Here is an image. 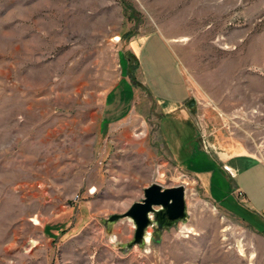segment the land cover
Listing matches in <instances>:
<instances>
[{
	"label": "rangeland",
	"instance_id": "374dc122",
	"mask_svg": "<svg viewBox=\"0 0 264 264\" xmlns=\"http://www.w3.org/2000/svg\"><path fill=\"white\" fill-rule=\"evenodd\" d=\"M187 89L264 159V0H0V264H264V222L170 156L155 99ZM152 183L187 218L136 244L111 217Z\"/></svg>",
	"mask_w": 264,
	"mask_h": 264
},
{
	"label": "crops",
	"instance_id": "0c3cea01",
	"mask_svg": "<svg viewBox=\"0 0 264 264\" xmlns=\"http://www.w3.org/2000/svg\"><path fill=\"white\" fill-rule=\"evenodd\" d=\"M148 36L130 45L137 61L144 53L137 44L146 45ZM155 100L166 120L163 134L176 166L198 180L212 202L224 213L245 222L233 213V209L226 211L220 207L229 202L250 217L264 222V159L253 151L245 133L219 129L209 134L201 131L193 107H188V89L177 101L170 97ZM232 101L241 104L238 100ZM187 128L189 133L185 131ZM237 191L243 193L242 200L236 196Z\"/></svg>",
	"mask_w": 264,
	"mask_h": 264
},
{
	"label": "water",
	"instance_id": "95a60500",
	"mask_svg": "<svg viewBox=\"0 0 264 264\" xmlns=\"http://www.w3.org/2000/svg\"><path fill=\"white\" fill-rule=\"evenodd\" d=\"M188 107H193L192 101L189 102ZM152 217L155 218V222L151 220ZM119 218L130 219L134 223L136 244L145 240L146 230L150 226L169 228L186 220L184 184L167 188L152 183L143 190V199L140 202L133 203L123 215L111 217V221Z\"/></svg>",
	"mask_w": 264,
	"mask_h": 264
},
{
	"label": "built area",
	"instance_id": "2783aa9c",
	"mask_svg": "<svg viewBox=\"0 0 264 264\" xmlns=\"http://www.w3.org/2000/svg\"><path fill=\"white\" fill-rule=\"evenodd\" d=\"M236 196L239 198V199H243V193L242 192H240V191H237L236 192ZM263 217H264V214H263Z\"/></svg>",
	"mask_w": 264,
	"mask_h": 264
},
{
	"label": "trees",
	"instance_id": "16d2710c",
	"mask_svg": "<svg viewBox=\"0 0 264 264\" xmlns=\"http://www.w3.org/2000/svg\"><path fill=\"white\" fill-rule=\"evenodd\" d=\"M136 61H137V60H136ZM137 67H139V66H138V61H137ZM131 79H132V82H135V80H134L133 77H131Z\"/></svg>",
	"mask_w": 264,
	"mask_h": 264
}]
</instances>
